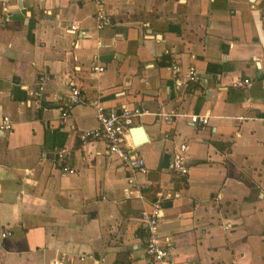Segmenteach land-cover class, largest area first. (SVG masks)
Here are the masks:
<instances>
[{"label": "crops", "instance_id": "crops-1", "mask_svg": "<svg viewBox=\"0 0 264 264\" xmlns=\"http://www.w3.org/2000/svg\"><path fill=\"white\" fill-rule=\"evenodd\" d=\"M104 10L97 30L91 0H0V115L13 124L0 132V264H154L140 216L157 202L171 264H264V0H105ZM190 67L200 83L186 81ZM71 85L83 101L62 122ZM96 104L148 111L134 120L147 174L77 139L97 127ZM182 143L185 179L169 171ZM60 150L74 175L54 161Z\"/></svg>", "mask_w": 264, "mask_h": 264}, {"label": "built area", "instance_id": "built-area-1", "mask_svg": "<svg viewBox=\"0 0 264 264\" xmlns=\"http://www.w3.org/2000/svg\"><path fill=\"white\" fill-rule=\"evenodd\" d=\"M96 7L94 19L96 21V29L101 30L109 25V19L104 10L105 0H91ZM76 25H69L66 29L67 33H75L78 29ZM94 72H102L103 68L98 66H92ZM173 75L175 83L182 85L181 80L177 76V69L173 67ZM186 81L191 83H200L202 80L196 70L190 67L186 72ZM48 75L41 73L38 75L35 89L32 92V96L36 99L43 97V92L47 81ZM250 85L248 79H237L232 83L233 88L243 89ZM83 101L80 90L71 85L69 94L61 111L62 122L67 120L71 109L80 104ZM148 114V111L141 107H121L120 109L106 110L103 106L95 105V115L98 122L97 127L78 131L76 134L77 139L83 144L102 142L106 148V154L116 157L126 171L131 174H147L148 170L145 165L144 158L137 153V145L133 144L130 138V129L134 127V120ZM165 122H171L176 119L178 114L171 111L168 114L161 115ZM189 122L192 125H200L202 127L208 125V116L192 114L189 115ZM262 126H264V118L260 119ZM12 121L4 114L0 115V132L9 133L12 130ZM188 146L186 143L180 144L175 148L171 161L169 163V171L171 174L177 176L179 179H185L188 175ZM54 161L60 167V170L64 174L74 175L75 170L68 167V153L65 150H60L55 153ZM127 183L133 186L134 181L132 178L127 179ZM170 198V195L167 196ZM177 197V195H174ZM161 203L157 202L152 205V208L148 212H144L140 216V223L144 234V250L145 254L151 259L154 264H171L174 256V245L170 240V237H162L160 235V222L161 216ZM11 236V232L5 230L1 233V238H7ZM87 258H91L88 256ZM80 261L84 260V257L79 258ZM104 259H101L103 262ZM54 264H62L61 261Z\"/></svg>", "mask_w": 264, "mask_h": 264}, {"label": "water", "instance_id": "water-1", "mask_svg": "<svg viewBox=\"0 0 264 264\" xmlns=\"http://www.w3.org/2000/svg\"><path fill=\"white\" fill-rule=\"evenodd\" d=\"M129 133L134 145H141L147 142V137L142 127H134L130 129Z\"/></svg>", "mask_w": 264, "mask_h": 264}]
</instances>
